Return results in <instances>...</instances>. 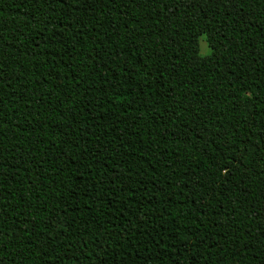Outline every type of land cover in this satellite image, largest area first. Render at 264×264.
Instances as JSON below:
<instances>
[{"label":"trees","instance_id":"1","mask_svg":"<svg viewBox=\"0 0 264 264\" xmlns=\"http://www.w3.org/2000/svg\"><path fill=\"white\" fill-rule=\"evenodd\" d=\"M0 264H264V0H0Z\"/></svg>","mask_w":264,"mask_h":264},{"label":"rangeland","instance_id":"2","mask_svg":"<svg viewBox=\"0 0 264 264\" xmlns=\"http://www.w3.org/2000/svg\"><path fill=\"white\" fill-rule=\"evenodd\" d=\"M210 53V49L208 48L206 42L204 41L203 36L199 39V54L201 57L207 56Z\"/></svg>","mask_w":264,"mask_h":264}]
</instances>
